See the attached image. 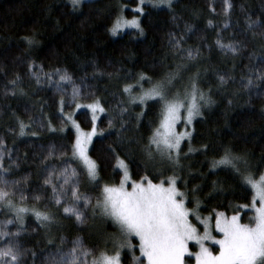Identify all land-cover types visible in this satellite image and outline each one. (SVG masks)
<instances>
[{
  "label": "trees",
  "instance_id": "1",
  "mask_svg": "<svg viewBox=\"0 0 264 264\" xmlns=\"http://www.w3.org/2000/svg\"><path fill=\"white\" fill-rule=\"evenodd\" d=\"M135 3L136 0H92L73 11L68 0H0V141L11 152L10 170L0 172V176L10 185L20 182L17 196L12 197L18 205L35 207L55 217L52 224L42 227L31 213L25 215L23 231L13 237L25 252V264H53V257L59 259L58 250L70 248V242L77 237L98 253L103 250L106 236L116 232L105 220L89 219L78 225L51 202V188L44 184L46 169L59 171L71 159L75 132L72 122L61 118L62 94L48 86L46 77L38 85L30 76L28 67L33 63L42 67V74L55 73L57 69L67 72L82 87L84 97L80 103L99 99L105 108L97 124L104 135L96 137L88 150L98 166L97 182L101 188L119 183L121 172L118 168L113 171L119 156L134 181L147 175L153 183H160L177 176L186 207L197 209L202 215L223 212L229 216L238 213L240 205L251 203L250 187L229 169L213 170L212 162L219 160L227 147L246 157L254 175L264 171V78L258 79L264 77V0H230L232 7L227 12L224 0H175L171 8L145 6L140 19L143 36L136 30L111 36L109 29L121 5ZM188 26L191 32L186 30ZM173 37H183L180 49L173 47ZM25 38L33 39L34 44L29 46ZM218 39L236 46L237 52L218 47ZM189 48L200 50L193 61L182 59L186 57L184 50ZM182 63L188 67L174 82L175 88L182 90L198 72V86L211 97L212 104L201 109L202 117H197L191 126L194 151L189 152L188 141H184L179 166L167 162L161 165L148 161L144 151L158 124L160 105L156 101H148L147 106L131 104L122 89L126 83H134L140 73L158 81ZM17 75L19 87L12 95L8 82ZM249 78L254 85L246 89L243 85ZM149 86L144 83L145 88ZM136 94L134 89L133 95ZM63 99L65 114H71L82 130H89L90 112L68 106L71 88ZM121 108L128 109L123 117ZM141 111L144 115L137 123ZM113 117V126L109 127L108 121ZM19 121L32 123L23 137L18 135ZM49 122L56 131L49 129ZM9 163L5 155L4 167L8 168ZM72 166L80 173V192L94 203L100 190L89 182L78 161H72ZM19 189L29 197L23 203L18 197ZM33 194L41 195V200H32ZM251 217L249 211L242 213L243 222L249 223ZM8 219L14 217L7 210H0V227ZM18 227L14 223L8 225V230L15 232ZM133 243L137 245L135 240ZM133 253L139 256L138 247ZM121 264H133V255L124 252Z\"/></svg>",
  "mask_w": 264,
  "mask_h": 264
},
{
  "label": "snow or ice",
  "instance_id": "2",
  "mask_svg": "<svg viewBox=\"0 0 264 264\" xmlns=\"http://www.w3.org/2000/svg\"><path fill=\"white\" fill-rule=\"evenodd\" d=\"M73 11H78L85 0H69ZM150 3L152 7L165 6L172 7L173 0H139L138 7L134 8L135 13L143 15V5ZM225 11L231 9L230 0H224ZM209 21V26H211ZM255 23V22H252ZM249 23V27H252ZM225 27H228L225 24ZM135 29L143 36V28L140 20L133 18L126 19L122 14L116 17L112 27L109 29L111 35L116 37L125 29ZM191 32L190 26L186 29ZM26 43L31 46L34 40L25 38ZM181 39L173 37V47L181 48ZM217 46L229 52L236 53L237 47L232 44L225 45L221 40L216 41ZM186 59L195 60L200 55V50L185 49ZM187 64H178L175 71L168 73L164 78L153 81L144 73L138 74L134 78V83H126L122 92L129 98L131 104L147 106L148 101H156L160 105V117L156 127L152 130L144 151L148 161H158L161 165L167 162L170 165L179 166L181 156V145L188 141V151L191 147L192 131L189 130L193 121L197 117H202V108L212 104L211 97L202 92L198 86L199 73L189 78V83L182 90L176 89L174 82L178 80L181 73L186 70ZM38 69V70H34ZM28 72L35 79L36 84H40L46 77L48 86L55 87L56 91L62 94L59 100V110L61 118L71 121L76 129L75 143L72 145V156L69 161L64 162V166L57 171L51 169L44 180V184L51 188V202L60 208L66 218H74L78 225H84L89 219L99 216L105 221H110L116 229L112 240V247H105L97 253L94 247L85 244L83 238L77 237L72 240L71 247L67 250L59 249L57 260L53 257V264H121V252L124 249L132 251L137 245L133 243V238L138 241L139 256L133 253V264H185V257H195V264H264V173L254 175L248 165L246 157L235 154L230 148H225L219 160L212 162V169L224 168L236 173L242 182L253 191L251 206L254 215L249 223H241L239 215L227 217L223 212L215 217V231L221 234L217 239L212 235L210 221L212 217L202 219L198 213H194L186 207L185 193L177 187L178 177L173 175L167 178V182L161 180L160 183H153L147 175L138 182L131 179L127 164L117 156L116 168L120 169L123 177L118 186L105 184L102 188L98 181V166L88 155V146L94 136H103L102 130L98 131L96 121L99 119L97 113H105V108L99 99L90 104L79 102L84 97L81 86H78L67 72L57 69L55 73H43L42 67L34 63L28 67ZM57 77V79H54ZM264 77H258V79ZM221 84L225 83L223 76L219 77ZM17 75L15 79L8 83L12 85L11 93L16 94L19 87ZM147 82L150 86L144 87ZM254 81L249 78L243 85L244 88H251ZM71 88V104L78 111L87 108L92 113V128L90 132H83L71 114H65V100L63 94ZM137 94L133 95V90ZM22 91V90H21ZM92 95V93H88ZM231 103V101H229ZM127 108L120 109V116L127 112ZM144 115L141 111L136 119L139 123ZM113 119L108 121L109 127L113 126ZM123 123V121H121ZM184 131H178L177 125L181 124ZM32 123L25 124L19 121L20 137L27 135L25 129L31 128ZM49 129L51 128L49 122ZM31 135H36L31 132ZM207 146H205L206 148ZM5 155L9 157V167H4ZM53 153L50 151L48 156ZM62 155H66L62 153ZM187 155V153H185ZM72 161L81 162L85 169L90 183L100 190V195L95 202L90 196L81 193L79 190L77 168L72 166ZM11 167V152L3 141H0V172L7 173ZM19 181L11 182L4 176H0V210H7L14 219L5 221L0 227V264H25V252L21 245L13 239L18 237L23 231L25 215L31 213L40 222L41 226H47L55 221V217L47 211H40L37 208H28L18 205L12 197L17 196V185ZM131 183L129 191L127 185ZM10 185V186H9ZM18 197L21 203L28 200L23 189H19ZM32 200L40 201L42 196L33 194ZM259 200V207L256 206ZM197 207L199 202L197 201ZM247 208L248 205H240ZM89 212L91 216H89ZM190 215H195L196 219L203 224V234L199 233L196 225L189 219ZM18 224L15 232L8 230V225ZM211 241L218 245V254H214L209 247L205 246V241ZM51 243V241H49ZM193 243L198 247V251H191L189 244ZM64 241H61L63 244ZM35 255V253H33ZM143 258V259H141Z\"/></svg>",
  "mask_w": 264,
  "mask_h": 264
},
{
  "label": "rangeland",
  "instance_id": "3",
  "mask_svg": "<svg viewBox=\"0 0 264 264\" xmlns=\"http://www.w3.org/2000/svg\"><path fill=\"white\" fill-rule=\"evenodd\" d=\"M69 1V0H68ZM88 1H92V0H85V2H88ZM175 0H173V2H174ZM153 2H156V0H153ZM138 6H140L139 5V0H136V3L135 4H132V5H130V4H122L121 5V7H120V11H119V14L118 15H123L126 19H128V20H131V19H133L134 17L135 18H138L139 20L141 19V14H139V13H135L134 11H133V9L134 8H136V7H138ZM145 6H150V7H152V5L150 4V3H146L145 5H143V13H144V7ZM157 8H167V7H165V6H160V7H157ZM126 13H128V14H126ZM117 15V16H118ZM115 20H116V18H115ZM114 20V21H115ZM114 23V22H113ZM113 25V24H112ZM112 27V26H111ZM128 30H135V29H132V28H127V29H125L122 33H124V32H126V31H128ZM121 33V34H122ZM112 36V35H111ZM88 104H90V103H88ZM84 109H87V108H84ZM88 110V109H87ZM89 111V110H88ZM90 112V116H91V119H92V113H91V111H89ZM97 115L99 116V119H100V117L102 116V114L101 113H97ZM99 119L96 121V127H97V124H98V121H99ZM192 126V125H191ZM191 126H190V128H189V130L191 131ZM72 128H73V130H74V132H75V139H76V129H75V127L74 126H72ZM92 128V127H91ZM91 128L89 129V130H82L83 132H90L91 131ZM97 130H98V128H97ZM177 130L178 131H184V127H183V125H182V122H181V124H178L177 125ZM99 135H97V136H94L93 138H92V141L96 138V137H98ZM75 143V142H74ZM92 143V142H91ZM90 146H91V144L88 146V150H89V148H90ZM89 155V154H88ZM90 157V156H89ZM79 162V161H78ZM80 163V165L83 167V169L85 170V172H86V169H85V167H84V165L81 163V162H79ZM120 172H121V170L120 169H118ZM263 173H264V171H263ZM122 177H123V173L121 172V178H120V180L122 179ZM138 182V181H137ZM119 183H120V181H119ZM119 183L117 184V185H115V186H118L119 185ZM127 188H128V190L130 191L131 190V183H129L128 185H127ZM251 189V188H250ZM251 191H252V189H251ZM252 194H253V191H252ZM253 197V196H252ZM251 202H252V200H251ZM256 206L257 207H259V200H257V203H256ZM191 211H193L194 213H198L199 214V216L202 218V219H207V218H209V217H212V220L210 221V224H211V228H212V235L214 236V237H216L217 239H219V238H221V234L220 233H217L214 229H215V217H216V215L218 214V213H214V214H212V215H202L197 209H190ZM245 211H249V212H251L252 213V216L254 215V211H253V209H252V206H251V203L248 205V207L247 208H243V207H240V211L238 212V213H235V214H232V215H239L240 216V220H241V223H247V222H243L242 221V213L243 212H245ZM232 215H229V216H227V217H231ZM189 219L192 221V223L194 224V225H196L197 226V228H198V230H199V233L202 235L203 234V224H201L197 219H196V216L195 215H190L189 216ZM94 220L97 222V221H102V220H104L103 218H101V217H99V216H97V217H95L94 218ZM110 222V221H109ZM116 233V232H115ZM115 233L114 234H109L108 236H106V238L104 239L105 240V243H104V246H103V250L105 249V247H107V248H111L112 247V240H111V237H113L114 235H115ZM133 240H135V238H133ZM136 241V240H135ZM137 242V247H138V241H136ZM205 243V246L206 247H209L210 248V250H212L213 251V253L214 254H218V245H214V244H212V242L209 240V241H205L204 242ZM189 248H190V250L191 251H193V252H195V251H198L199 249H198V247L195 245V244H193V243H191L190 242V244H189ZM139 250V249H138ZM124 252H128V253H130V254H132L133 255V249H132V251H129L128 249H124L122 252H121V256H122V254L124 253ZM185 264H195V257L193 256V257H185Z\"/></svg>",
  "mask_w": 264,
  "mask_h": 264
}]
</instances>
